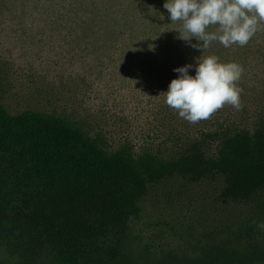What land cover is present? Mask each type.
Instances as JSON below:
<instances>
[{"label": "trees", "instance_id": "obj_1", "mask_svg": "<svg viewBox=\"0 0 264 264\" xmlns=\"http://www.w3.org/2000/svg\"><path fill=\"white\" fill-rule=\"evenodd\" d=\"M103 2L89 20L107 34H127L146 56L162 57L166 72L191 64L194 74L209 55L240 66L254 56L264 66V22L246 46L216 41L202 53L180 37L187 34L181 21L170 20L165 0ZM261 81L243 72L237 86L250 85L240 95L251 106L219 112L169 156L128 142L113 148L100 132L59 113L12 114L0 99V264H41L47 256L53 264H118L149 186L171 178L219 180L222 201L250 202L264 190ZM261 224L210 230L203 239L209 249L190 264H264Z\"/></svg>", "mask_w": 264, "mask_h": 264}, {"label": "rangeland", "instance_id": "obj_2", "mask_svg": "<svg viewBox=\"0 0 264 264\" xmlns=\"http://www.w3.org/2000/svg\"><path fill=\"white\" fill-rule=\"evenodd\" d=\"M103 3L0 0V99L10 113H59L100 132L113 148L128 142L136 150L169 156L219 112L237 111L225 105L196 124L180 118L165 102L179 66L166 72L162 57L146 56L127 34H107L101 23L89 20ZM248 59L244 74L264 83V66L254 56ZM241 84L242 92L250 89ZM241 102L238 112L244 113L251 101L241 96ZM220 187L219 180L181 178L149 186L118 264H190L209 249L203 239L210 230L264 223V190L238 203L222 201ZM41 264H53L52 257Z\"/></svg>", "mask_w": 264, "mask_h": 264}, {"label": "clouds", "instance_id": "obj_3", "mask_svg": "<svg viewBox=\"0 0 264 264\" xmlns=\"http://www.w3.org/2000/svg\"><path fill=\"white\" fill-rule=\"evenodd\" d=\"M163 7L171 21L182 22L180 37L197 51L218 41L225 48L244 47L264 22V0H165ZM216 26L215 31H209ZM196 43H191L192 39ZM191 64L173 69L166 93V104L191 124L209 119L217 110L230 105L241 110V89L237 86L243 68L235 62L222 63L209 55L198 59L195 75ZM264 228V223L259 225Z\"/></svg>", "mask_w": 264, "mask_h": 264}]
</instances>
